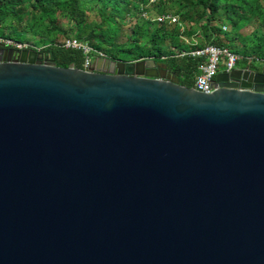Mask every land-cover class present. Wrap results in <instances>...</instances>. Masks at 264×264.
I'll return each instance as SVG.
<instances>
[{
    "label": "water",
    "instance_id": "1",
    "mask_svg": "<svg viewBox=\"0 0 264 264\" xmlns=\"http://www.w3.org/2000/svg\"><path fill=\"white\" fill-rule=\"evenodd\" d=\"M39 53L0 44V264H264V62Z\"/></svg>",
    "mask_w": 264,
    "mask_h": 264
},
{
    "label": "trees",
    "instance_id": "2",
    "mask_svg": "<svg viewBox=\"0 0 264 264\" xmlns=\"http://www.w3.org/2000/svg\"><path fill=\"white\" fill-rule=\"evenodd\" d=\"M91 12L96 16L93 24ZM150 12L175 14L179 21L157 22L143 15L131 22ZM64 14L68 21L62 25ZM21 19L26 20L24 28ZM124 22L130 23L126 31L120 27ZM24 32L35 35L40 52L58 66L83 67V51L61 45L62 39L74 36L108 58L154 57L167 64L180 84L192 86L204 57L180 55L182 50L210 43L264 58V0H0L1 37L12 39ZM117 34H123L120 42Z\"/></svg>",
    "mask_w": 264,
    "mask_h": 264
},
{
    "label": "built area",
    "instance_id": "3",
    "mask_svg": "<svg viewBox=\"0 0 264 264\" xmlns=\"http://www.w3.org/2000/svg\"><path fill=\"white\" fill-rule=\"evenodd\" d=\"M152 2L154 0H148ZM144 16L150 17L157 22H178V16L171 13H161L154 14L150 16L148 13H144ZM196 42V41H195ZM0 44L4 46H13L16 48H33L37 51H41L40 46H35L32 43L28 42H19L10 38L0 37ZM61 45L66 48H80L84 53V61H83V69H88L93 67L91 64L90 53L92 51L97 52V56H104L101 51L93 49L86 41L79 40L74 36L65 37L61 41ZM189 54L192 57H204L203 61H201L198 65L199 72L194 76L192 87L200 90L202 92H210L213 90L212 81L215 77L216 73L220 70L229 71L235 67L239 55L237 53L232 52L227 47H219L214 44H205L201 47L194 48L192 50L186 51L182 50L180 55ZM220 55L224 56V62H222L223 68H219L220 64ZM253 63L254 62H264V58L262 57H248Z\"/></svg>",
    "mask_w": 264,
    "mask_h": 264
},
{
    "label": "rangeland",
    "instance_id": "4",
    "mask_svg": "<svg viewBox=\"0 0 264 264\" xmlns=\"http://www.w3.org/2000/svg\"><path fill=\"white\" fill-rule=\"evenodd\" d=\"M151 14H150V16H152V15H154L155 13L154 12H150ZM65 15V14H64ZM142 15V16H141ZM138 16V15H137ZM137 16H134L133 17V19H132V21L131 22H134V21H137V22H139V21H141V18L143 17V14H140V16L141 17H138L137 18ZM95 18H96V16H95V13L94 12H91V14H90V16H89V21L93 24V21H95ZM64 20L62 21V25H64L67 21H68V16L67 15H65L64 16V18H63ZM48 23V19H47V21H46V24ZM129 22H124L123 24H120V27H121V29L122 30H127L128 29V27H129ZM19 25H20V28H24V27H26V20H24V19H21L20 20V22H19ZM223 28H225V26H223ZM122 36H123V34H117L116 36H115V40L116 41H118V42H120L121 40H122ZM0 37H1V33H0ZM12 39L13 40H19V42H28V43H32L33 45H35V46H40L41 47V49H42V44H41V42L38 40V38L35 36V35H33L31 32H24V33H22V35H13L12 36ZM63 40V39H62ZM239 55V59H238V63L237 64H239V65H252V62H251V60L250 59H248V57L249 56H247V55H242V53L240 54H238ZM90 56V58H91V64H92V66H100L101 65V63L104 61V59H105V55L104 56H97V55H94V54H90L89 55ZM253 57V56H252ZM108 58V57H107ZM254 58V57H253ZM113 59H116V58H113ZM222 62H224V56L223 55H220V64H219V68H223V65H222ZM260 62H254V64H259ZM82 66H83V64H82Z\"/></svg>",
    "mask_w": 264,
    "mask_h": 264
},
{
    "label": "flooded vegetation",
    "instance_id": "5",
    "mask_svg": "<svg viewBox=\"0 0 264 264\" xmlns=\"http://www.w3.org/2000/svg\"><path fill=\"white\" fill-rule=\"evenodd\" d=\"M39 54H40V55H39L40 57L43 56V53L40 52ZM107 66H108V65H107L106 62H105V63L102 62L100 66H95V67H96V68H99L100 70H103V69L106 68Z\"/></svg>",
    "mask_w": 264,
    "mask_h": 264
},
{
    "label": "crops",
    "instance_id": "6",
    "mask_svg": "<svg viewBox=\"0 0 264 264\" xmlns=\"http://www.w3.org/2000/svg\"><path fill=\"white\" fill-rule=\"evenodd\" d=\"M156 14V13H155ZM158 14V13H157ZM185 41H187V40H185ZM252 62V61H251ZM238 63V62H237ZM236 63V65H235V67H243V66H245V65H239V64H237ZM253 63V62H252Z\"/></svg>",
    "mask_w": 264,
    "mask_h": 264
}]
</instances>
